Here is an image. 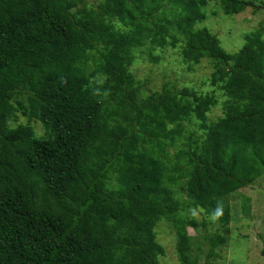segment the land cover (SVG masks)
Here are the masks:
<instances>
[{"label": "trees", "instance_id": "trees-1", "mask_svg": "<svg viewBox=\"0 0 264 264\" xmlns=\"http://www.w3.org/2000/svg\"><path fill=\"white\" fill-rule=\"evenodd\" d=\"M211 2L225 15L255 4L0 0V264H160L162 221L178 263L199 264L175 220L196 209L192 227L218 222L212 264L230 196L264 171V28L230 52L196 26ZM167 44L190 69L207 61L210 89L141 87L136 52Z\"/></svg>", "mask_w": 264, "mask_h": 264}, {"label": "rangeland", "instance_id": "rangeland-1", "mask_svg": "<svg viewBox=\"0 0 264 264\" xmlns=\"http://www.w3.org/2000/svg\"><path fill=\"white\" fill-rule=\"evenodd\" d=\"M92 1L96 5L100 0ZM254 2L255 4L248 6L244 11L233 15H225L221 10L215 13L217 5L211 2L207 6L206 17L196 26L208 28L219 38L224 49L233 52L244 43L246 33L264 28V0H254ZM160 49L161 47H156L152 54L147 51L136 52L138 55L132 70L136 78L140 80L141 87L147 92L158 90L166 82L175 84L177 87L187 85L203 92L211 88L208 77L212 69L206 60L193 65L190 69L188 64L182 60L177 48H172L167 44L164 49ZM216 96L218 106L213 107L208 113L209 119L220 114L219 107L223 95L220 91H216ZM22 120L24 119L20 116L14 124ZM34 128L38 134L42 132L38 123H34ZM173 151V148L169 149V153ZM207 172L216 176L213 170ZM217 180L222 179L217 178ZM183 197L187 199L185 193ZM229 202L234 208L228 224L230 237L228 242L222 248H218L216 255L211 258L212 264H264L262 254L264 247V171L252 183L232 194ZM193 217L197 220L203 219L200 209L193 210L191 214H176L175 220L185 221L188 233L192 236L191 250L195 255H197L196 252L198 253V263L201 264L204 262L207 247L204 237L220 231L217 230L218 222L212 217L206 218L205 228L192 227L195 221ZM156 231L157 240L164 248V255L159 258L160 264H179L175 235L170 224L162 221L157 225ZM198 245H203L199 248L200 250L197 248Z\"/></svg>", "mask_w": 264, "mask_h": 264}, {"label": "clouds", "instance_id": "clouds-1", "mask_svg": "<svg viewBox=\"0 0 264 264\" xmlns=\"http://www.w3.org/2000/svg\"><path fill=\"white\" fill-rule=\"evenodd\" d=\"M217 214H218V215L220 214V210H219V209L217 210Z\"/></svg>", "mask_w": 264, "mask_h": 264}]
</instances>
